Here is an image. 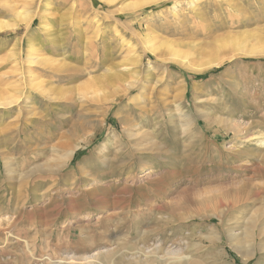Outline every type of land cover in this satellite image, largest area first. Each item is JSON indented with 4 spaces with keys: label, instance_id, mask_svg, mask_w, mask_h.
I'll return each instance as SVG.
<instances>
[{
    "label": "rangeland",
    "instance_id": "374dc122",
    "mask_svg": "<svg viewBox=\"0 0 264 264\" xmlns=\"http://www.w3.org/2000/svg\"><path fill=\"white\" fill-rule=\"evenodd\" d=\"M146 1L0 0V264H264V0Z\"/></svg>",
    "mask_w": 264,
    "mask_h": 264
},
{
    "label": "bare ground",
    "instance_id": "6f19581e",
    "mask_svg": "<svg viewBox=\"0 0 264 264\" xmlns=\"http://www.w3.org/2000/svg\"><path fill=\"white\" fill-rule=\"evenodd\" d=\"M100 1H102V2H104V3H107V4H111L110 2H111V0H100ZM151 0H148V1H146V2H150ZM8 6V5H7ZM26 11V10H25ZM19 12V11H18ZM21 14V13H20ZM23 14V13H22ZM27 16H25V17H21L20 18V16H19V19H21V20H24L25 18H26ZM4 25V24H3ZM1 23H0V27L1 26H3ZM170 44V43H169ZM169 44H168V46H169ZM152 46H154V45H152ZM171 46H169V48H170ZM174 47V46H173ZM176 47V46H175ZM174 47V49H176V48H178V47H176L175 48ZM172 48V47H171ZM174 49H169V52L170 53H172V55L173 56H176L177 57V59H179V60H182V58H183V55L182 54H180V53H182V52H180V51H178L177 52V49H176V51H174ZM179 49H180V47H179ZM181 50V49H180ZM151 52V51H150ZM180 52V53H179ZM185 53V52H184ZM32 59V58H31ZM31 59H29V60H31ZM182 64V63H181ZM126 69V68H125ZM120 76L121 75H118V74H114V80H113V82L114 81H118L119 79H120ZM121 77H123V76H121ZM113 78V77H112ZM122 79V78H121ZM129 85V84H128ZM131 86H128V89L127 90H125V93L127 94L130 90H131V88H130ZM14 88H17V87H14ZM16 91V90H15ZM120 93V92H119ZM124 93V92H123ZM124 93V94H125ZM116 94V93H115ZM122 94V93H121ZM125 94V95H126ZM113 96H114V94H113ZM118 98H119V96H118ZM17 96H9L8 98H6L5 100H1L0 99V106H7V108L8 107H11L12 106V104L14 103V102H16L17 101ZM114 99H112L111 98V101H113ZM186 116V115H185ZM235 131V130H234ZM129 136H133L132 135V133H130V134H128ZM257 137V136H256ZM255 138V137H254ZM74 149H75V147H74ZM74 149L72 148V149H68V150H66L65 151V153L63 154V156H61L62 158H63V160L61 161V166H65L66 164H68L69 163V161H71V159H72V154H73V152H74ZM60 167V166H59ZM60 168H62V167H60ZM52 170V169H51ZM57 170V169H56ZM55 170V171H56ZM228 236L230 237V238H232L233 237V235L231 234V233H229L228 234ZM235 244V243H234ZM238 247V246H237ZM244 247V246H243ZM240 248V247H239ZM239 248H237V249H239ZM244 249H245V254H243L242 253V256H243V258H244V256H246V254L248 253L249 254V251H248V249L247 248H245L244 247ZM261 250V249H260ZM244 251V250H243ZM139 253V252H138ZM169 254H171L172 255V257L173 256H175V251H170L169 252ZM106 255V254H105ZM109 255V254H108ZM144 256V255H143ZM241 256V257H242ZM178 257V256H177ZM176 257V258H177ZM158 258V257H157ZM94 259H95V257H94ZM180 258L178 257V259L177 260H179ZM84 260H86V262H87V264H97V261L96 260H93L92 258H89V257H85V259ZM100 260V259H99ZM134 260V259H133ZM163 261V260H162ZM176 261V260H175ZM182 261V260H181ZM180 261V262H181ZM72 262V261H71ZM74 262V261H73ZM80 262H78V264H79ZM165 263V262H164ZM166 264V263H165Z\"/></svg>",
    "mask_w": 264,
    "mask_h": 264
},
{
    "label": "trees",
    "instance_id": "16d2710c",
    "mask_svg": "<svg viewBox=\"0 0 264 264\" xmlns=\"http://www.w3.org/2000/svg\"><path fill=\"white\" fill-rule=\"evenodd\" d=\"M213 70H215V69H213Z\"/></svg>",
    "mask_w": 264,
    "mask_h": 264
}]
</instances>
